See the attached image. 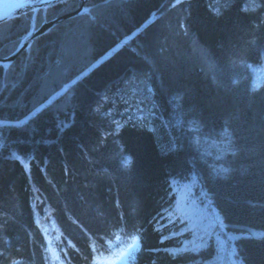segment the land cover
Here are the masks:
<instances>
[{"label":"trees","instance_id":"obj_1","mask_svg":"<svg viewBox=\"0 0 264 264\" xmlns=\"http://www.w3.org/2000/svg\"><path fill=\"white\" fill-rule=\"evenodd\" d=\"M85 7L0 65V264H264V0Z\"/></svg>","mask_w":264,"mask_h":264},{"label":"water","instance_id":"obj_2","mask_svg":"<svg viewBox=\"0 0 264 264\" xmlns=\"http://www.w3.org/2000/svg\"><path fill=\"white\" fill-rule=\"evenodd\" d=\"M64 1L66 0H18L3 12H1L0 23L12 18L19 17L25 13L33 12L34 25L21 39L18 47L12 53L7 56L0 57V65L12 64L18 58V56L29 50L35 39L39 38L43 34L48 33L60 22L68 18L89 12V8L85 7V3L87 0H82V4L78 9L52 19H45V21L40 26H37L36 20L39 10L42 9L46 14L48 8Z\"/></svg>","mask_w":264,"mask_h":264},{"label":"rangeland","instance_id":"obj_3","mask_svg":"<svg viewBox=\"0 0 264 264\" xmlns=\"http://www.w3.org/2000/svg\"><path fill=\"white\" fill-rule=\"evenodd\" d=\"M133 120L146 123L151 127L156 126V120L151 114L140 115L138 118H133ZM192 190H194L193 184L190 187H183L182 199L175 206L190 223H196L206 218L209 210L205 203H201L199 199H195L196 195Z\"/></svg>","mask_w":264,"mask_h":264},{"label":"bare ground","instance_id":"obj_4","mask_svg":"<svg viewBox=\"0 0 264 264\" xmlns=\"http://www.w3.org/2000/svg\"><path fill=\"white\" fill-rule=\"evenodd\" d=\"M16 1L18 0H0V13L3 12L5 9H7L8 7H10L12 4H14ZM89 8V7H88ZM90 11V8H89ZM190 242V240L186 241L184 243V245L188 246V243Z\"/></svg>","mask_w":264,"mask_h":264},{"label":"snow or ice","instance_id":"obj_5","mask_svg":"<svg viewBox=\"0 0 264 264\" xmlns=\"http://www.w3.org/2000/svg\"><path fill=\"white\" fill-rule=\"evenodd\" d=\"M17 264H19V262H17Z\"/></svg>","mask_w":264,"mask_h":264}]
</instances>
